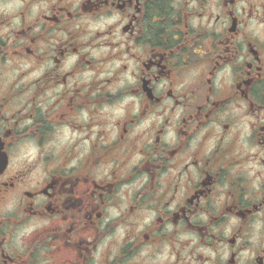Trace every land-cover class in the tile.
I'll return each instance as SVG.
<instances>
[{
  "label": "clouds",
  "instance_id": "obj_1",
  "mask_svg": "<svg viewBox=\"0 0 264 264\" xmlns=\"http://www.w3.org/2000/svg\"><path fill=\"white\" fill-rule=\"evenodd\" d=\"M143 4L0 0V264H264V0Z\"/></svg>",
  "mask_w": 264,
  "mask_h": 264
},
{
  "label": "flooded vegetation",
  "instance_id": "obj_2",
  "mask_svg": "<svg viewBox=\"0 0 264 264\" xmlns=\"http://www.w3.org/2000/svg\"><path fill=\"white\" fill-rule=\"evenodd\" d=\"M160 3V0H144V4L142 6V11L144 15H150L151 11L154 7L158 6ZM140 13H138L139 15ZM135 23V21H133ZM146 39H157L155 32L153 31V34L151 36H146ZM242 87H248L247 84L241 85ZM262 132H264V128L261 129Z\"/></svg>",
  "mask_w": 264,
  "mask_h": 264
}]
</instances>
